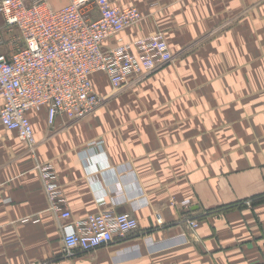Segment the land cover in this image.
Returning a JSON list of instances; mask_svg holds the SVG:
<instances>
[{
    "label": "crops",
    "instance_id": "1",
    "mask_svg": "<svg viewBox=\"0 0 264 264\" xmlns=\"http://www.w3.org/2000/svg\"><path fill=\"white\" fill-rule=\"evenodd\" d=\"M112 1L141 16L124 41L160 32L173 59L117 92L93 75L105 103L84 121L28 112L32 151L0 125V264H264V0ZM43 164L69 221L137 230L65 256Z\"/></svg>",
    "mask_w": 264,
    "mask_h": 264
},
{
    "label": "built area",
    "instance_id": "2",
    "mask_svg": "<svg viewBox=\"0 0 264 264\" xmlns=\"http://www.w3.org/2000/svg\"><path fill=\"white\" fill-rule=\"evenodd\" d=\"M29 2L0 0V125L31 151L35 143L28 112L44 109L50 126L58 116L70 124L84 121L105 103L92 86L93 75L103 74L117 92L173 59L160 32L123 40V32L141 20L134 7L112 0H70L59 9L50 0ZM36 170L50 209L65 222L60 226L65 256L104 248L137 230L131 215L112 211L69 221L52 166L37 165ZM96 203L103 206V199ZM187 224L191 230L197 227L196 221Z\"/></svg>",
    "mask_w": 264,
    "mask_h": 264
},
{
    "label": "rangeland",
    "instance_id": "3",
    "mask_svg": "<svg viewBox=\"0 0 264 264\" xmlns=\"http://www.w3.org/2000/svg\"><path fill=\"white\" fill-rule=\"evenodd\" d=\"M2 25H3V20H2V18L0 17V35H1V27H2Z\"/></svg>",
    "mask_w": 264,
    "mask_h": 264
}]
</instances>
